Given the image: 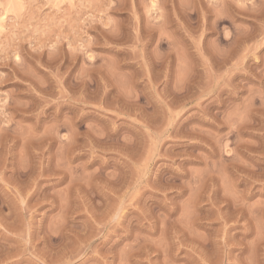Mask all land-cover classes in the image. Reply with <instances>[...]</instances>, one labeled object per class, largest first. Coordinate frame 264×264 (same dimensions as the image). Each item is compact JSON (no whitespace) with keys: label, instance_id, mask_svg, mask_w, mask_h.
<instances>
[{"label":"rangeland","instance_id":"rangeland-1","mask_svg":"<svg viewBox=\"0 0 264 264\" xmlns=\"http://www.w3.org/2000/svg\"><path fill=\"white\" fill-rule=\"evenodd\" d=\"M0 264H264V0H0Z\"/></svg>","mask_w":264,"mask_h":264}]
</instances>
